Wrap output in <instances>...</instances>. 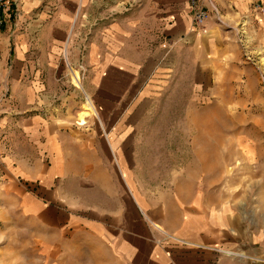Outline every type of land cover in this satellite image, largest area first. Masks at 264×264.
Wrapping results in <instances>:
<instances>
[{
  "label": "crops",
  "instance_id": "crops-1",
  "mask_svg": "<svg viewBox=\"0 0 264 264\" xmlns=\"http://www.w3.org/2000/svg\"><path fill=\"white\" fill-rule=\"evenodd\" d=\"M29 4L24 10L38 7V0ZM217 5L219 15L202 30L189 0L41 2L34 14L46 26L39 34L32 29L39 50L27 52L30 42L21 37L17 56L25 61L12 70L35 79L14 85L18 102H0V180L13 185L23 215L54 230L50 264H246L233 254L242 245L234 246L232 206L218 202L210 176L202 180L198 168L153 195L135 160L136 102H163L190 81V102H220L213 77L224 80L234 57L227 17L249 3ZM89 10L98 16L92 19ZM80 14L91 35L77 59L82 66L69 74L79 71L85 101L90 97L93 116L107 126L102 131L62 129L51 112L56 76L67 72L50 62L61 49L67 57ZM62 235L72 239L62 243ZM78 236L80 243L73 240Z\"/></svg>",
  "mask_w": 264,
  "mask_h": 264
},
{
  "label": "rangeland",
  "instance_id": "rangeland-1",
  "mask_svg": "<svg viewBox=\"0 0 264 264\" xmlns=\"http://www.w3.org/2000/svg\"><path fill=\"white\" fill-rule=\"evenodd\" d=\"M5 1L6 9L0 14V102H18L14 85H30L35 79L32 74H12L15 67L21 66L17 56L22 49L18 47L20 38L25 36L30 42L27 52L38 49L32 44V29L39 34L46 25L40 27L34 13L41 2L54 5L62 0H38V7L31 11L24 10L30 0ZM248 3L244 12L237 10L233 17H227L234 57L227 74L222 76L224 80L215 81L213 77V96L220 102H190L194 93L189 92L193 88L191 81L182 90L172 91L174 97H165L163 102H136L138 135L134 145L138 147V176L153 195L172 189V183L192 170L199 168L202 180L210 176L218 202L232 206L234 246L242 245V250L234 249V256L243 255L246 264H264V0ZM89 13L92 19L98 16L96 10ZM82 23L80 14L70 36L67 57L61 49L56 61L50 62L52 67L67 72L61 79L56 76L60 86L52 92L57 95L51 112L62 129L102 131L107 129L106 124L102 125L93 114L88 123H79L85 95L72 85L69 74V68L82 66L77 59L86 51L84 39L91 35ZM48 53L53 55L54 51ZM41 77L48 80L47 75ZM13 192L9 179L3 177L0 264H50L48 244L51 233L55 238L54 230L43 221L23 215ZM67 237L72 239L62 235V243ZM73 240L80 243L81 237Z\"/></svg>",
  "mask_w": 264,
  "mask_h": 264
},
{
  "label": "built area",
  "instance_id": "built-area-1",
  "mask_svg": "<svg viewBox=\"0 0 264 264\" xmlns=\"http://www.w3.org/2000/svg\"><path fill=\"white\" fill-rule=\"evenodd\" d=\"M190 9L195 27L204 30L208 21L214 16L219 15L217 0H189ZM7 2L0 0V14L6 9ZM10 7H8V10ZM220 18V17H219Z\"/></svg>",
  "mask_w": 264,
  "mask_h": 264
},
{
  "label": "bare ground",
  "instance_id": "bare-ground-1",
  "mask_svg": "<svg viewBox=\"0 0 264 264\" xmlns=\"http://www.w3.org/2000/svg\"><path fill=\"white\" fill-rule=\"evenodd\" d=\"M65 49V47H64ZM67 50V49H65ZM67 54V53H66ZM71 78H72V83L79 88H82L81 85V76L78 70L72 69L71 73ZM84 91V90H83ZM87 94V93H86ZM89 96V95H88ZM83 108L79 113H78V121L80 124H85L88 121V118L90 117L91 114L97 115V110L95 108L94 103L91 101L90 97L86 98L85 103L83 104ZM234 254V253H233Z\"/></svg>",
  "mask_w": 264,
  "mask_h": 264
}]
</instances>
